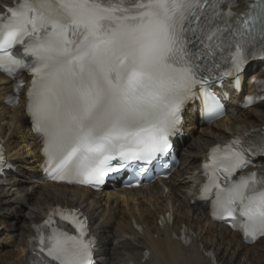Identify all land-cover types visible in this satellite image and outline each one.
Instances as JSON below:
<instances>
[{"label":"snow or ice","instance_id":"obj_1","mask_svg":"<svg viewBox=\"0 0 264 264\" xmlns=\"http://www.w3.org/2000/svg\"><path fill=\"white\" fill-rule=\"evenodd\" d=\"M14 45L31 61L9 51ZM255 58L264 59V0H23L0 23V68L32 76L27 108L45 171L69 183L100 184L158 162L183 105L201 95L215 115L209 81L233 77L235 86ZM221 60L230 67L217 75ZM232 145L213 149L203 165L202 199L211 200L214 219L230 218L255 241L264 238V176L233 179L247 161L240 140ZM52 215L78 235L37 228L35 264H94L85 222L58 209Z\"/></svg>","mask_w":264,"mask_h":264},{"label":"bare ground","instance_id":"obj_2","mask_svg":"<svg viewBox=\"0 0 264 264\" xmlns=\"http://www.w3.org/2000/svg\"><path fill=\"white\" fill-rule=\"evenodd\" d=\"M12 1L0 0V4ZM252 74L264 80V61ZM11 93V82L0 77V137L6 142L7 158L16 168L0 181V264H31L33 226L57 204L80 209L88 216L99 239L98 264H140L148 252L146 264H211L204 252L223 256L228 259L226 264H250L251 258L257 257V246L244 244L237 233L211 222L208 207L196 208L191 201L202 183L200 167L210 147L243 132L264 133V103L247 110L230 106L227 117L204 128L197 127L190 117L186 127L189 138L185 147L179 148L186 167L170 179L134 191L94 194L83 188L36 182L42 161L40 146L25 114V103L16 107L4 103ZM257 164L258 169H264V161ZM167 213H173L174 220L163 227L161 218ZM22 218L29 223L20 224ZM22 226L24 240L16 238V230ZM182 232L192 240L189 247L174 240ZM8 247L12 250L3 253Z\"/></svg>","mask_w":264,"mask_h":264},{"label":"rangeland","instance_id":"obj_3","mask_svg":"<svg viewBox=\"0 0 264 264\" xmlns=\"http://www.w3.org/2000/svg\"><path fill=\"white\" fill-rule=\"evenodd\" d=\"M24 213H25V212H24ZM20 222H21L20 224L23 223L24 225H27V224L29 223L28 219H25V218H22V219L20 220ZM6 230H8V232H10V227H7ZM22 231H23V226L16 230V234H17L16 238H17V239H22V240H24L25 237L22 235ZM258 249H259V250H263V249H264V244H263V245H260V246L258 247ZM11 250H12L11 247H8V248H6V249L4 250L3 253L10 252ZM3 253H2V254H3ZM0 255H1V254H0ZM256 256H260V254H258V255H256ZM218 260H219V263H220V264H226V263L228 262V259H224L223 256L219 257ZM232 264H241V262H239V261H235V262H232ZM250 264H264V255H262L261 258H257V257H253V258H251V262H250Z\"/></svg>","mask_w":264,"mask_h":264}]
</instances>
